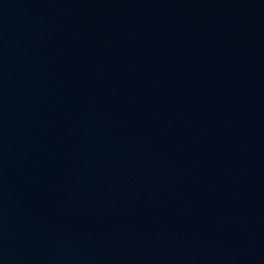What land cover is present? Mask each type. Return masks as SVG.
I'll use <instances>...</instances> for the list:
<instances>
[{
    "label": "water",
    "instance_id": "95a60500",
    "mask_svg": "<svg viewBox=\"0 0 264 264\" xmlns=\"http://www.w3.org/2000/svg\"><path fill=\"white\" fill-rule=\"evenodd\" d=\"M0 264H264V0H0Z\"/></svg>",
    "mask_w": 264,
    "mask_h": 264
}]
</instances>
